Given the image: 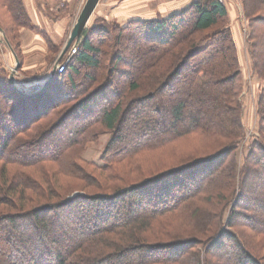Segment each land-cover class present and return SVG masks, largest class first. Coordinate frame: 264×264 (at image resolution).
Wrapping results in <instances>:
<instances>
[{
  "label": "trees",
  "instance_id": "1",
  "mask_svg": "<svg viewBox=\"0 0 264 264\" xmlns=\"http://www.w3.org/2000/svg\"><path fill=\"white\" fill-rule=\"evenodd\" d=\"M0 9L9 22L0 16V27L15 46L22 28L33 29L24 2L0 0ZM228 15L221 0H194L167 18L94 27L43 93L25 95L0 69V264H263L251 248L263 241L264 207L240 212L231 201L250 203L247 182L235 189L228 164L244 128L237 45L228 26L219 28ZM84 68L95 74L84 75ZM100 70L107 74L99 79ZM166 87L168 101L147 109L146 119L134 118L132 111L159 102ZM134 93L144 96L125 108ZM258 106L264 131V88ZM167 116L168 127L154 124ZM102 133L110 138L101 163H88L91 173L77 165V152ZM217 134L231 142L153 175L135 163L144 151L193 135H207L208 143ZM253 151L264 168L263 139ZM61 175L74 183H63ZM63 193L72 194L59 200ZM51 213L67 219L63 239L50 229ZM161 220L166 225L159 230ZM241 225L250 232L246 240L233 230ZM157 230L163 236L152 238Z\"/></svg>",
  "mask_w": 264,
  "mask_h": 264
},
{
  "label": "rangeland",
  "instance_id": "2",
  "mask_svg": "<svg viewBox=\"0 0 264 264\" xmlns=\"http://www.w3.org/2000/svg\"><path fill=\"white\" fill-rule=\"evenodd\" d=\"M221 2L226 6L228 10V17L225 21H223L219 28L228 26L233 34L237 45L238 50V61H239V69L241 71V76L239 79V96L240 101L242 103L243 111L241 117L243 119V127L239 130V139L238 146L235 150H233L231 157L229 159H233L229 164V172L230 169L235 171L234 178H232L233 184H236L235 189H238L239 184L241 183V180L247 182V185L245 186L246 190V196L248 199H250V203L247 204L245 199H237V197H232L231 201L232 203L238 202L239 205V211L240 212H246L245 209L247 208V205H252L254 207H264V168L260 165H256L257 156L259 154H256L255 151H253V143L255 140L263 139L264 140V131L260 128V118H259V106H258V99L259 94L261 92V89L264 88V20L261 21L262 18H264V5L263 0H221ZM5 11H2L0 9V16L3 20L4 24L6 26H9V22L6 19V16L4 15ZM108 25V24H104ZM218 28V27H217ZM252 35L251 39L249 37ZM68 52L64 55L67 56ZM255 59V60H254ZM107 62V58L106 61ZM254 64H257L256 66ZM163 67V66H162ZM160 66V69L162 68ZM257 67V68H256ZM84 75L92 76L95 74V70L91 68H84ZM97 72V71H96ZM107 72L105 70H100L98 72L99 79L102 78V76H105ZM118 76V74H117ZM117 78V77H116ZM122 79L125 78V76L121 77ZM147 80L139 81L142 89L144 90V84ZM123 80V85L120 84L119 86H122L123 89L126 88V85ZM177 82V80H176ZM149 83V80H148ZM174 88H179L180 83H175L174 81ZM141 90V91H143ZM172 90V89H171ZM149 92V91H148ZM169 92V88H165L164 92L158 95L157 100L159 102H153L150 103V106L148 102H146V105L143 106V108H139L138 111H132L131 114L135 116L134 118H139V120L146 119V111L150 108H154V106L159 104L160 102L165 103L168 101L167 99V93ZM144 96L143 93H134L133 95H130L129 98L126 99L125 108L131 103L133 100H135L138 97ZM165 104H163L164 106ZM124 108V109H125ZM166 110H169V105H165ZM149 120V119H147ZM154 124L158 128H163L165 126H169L171 121L170 117H163L158 120L153 121ZM47 123V121H45ZM72 126V124H71ZM96 128L101 127L98 125ZM105 129H101L103 132ZM99 131V132H101ZM110 136L108 134H101L98 140L90 141L88 142L84 148H82L79 152H77V157L80 159L78 161L77 165H79L81 168H85L86 170L93 173V168L88 165V163H95L100 164L101 163V156L107 146L108 140ZM207 135L206 136H199V135H193L190 137H186L184 139L179 140L176 142V144L171 145L169 147L160 148L153 151H144L143 153H140L136 156L135 163H139L142 166V171L144 175L150 176L155 173H158L162 170L169 169L173 166L179 165L180 161H182V158H195L199 156H205L210 153H213L214 151L227 146L230 140L222 141L220 137H211L213 139L209 140L207 142ZM204 143H206V147H204ZM252 151V152H251ZM76 153V152H75ZM24 158V157H23ZM68 161H71L70 158H68ZM66 164V163H65ZM52 168L57 172L59 170L57 165H50ZM245 166H249L250 171L248 172L247 176L244 175L242 172L243 168ZM248 168V167H247ZM231 173V172H230ZM56 175L53 174V176L47 177L50 181L54 180V177ZM62 176V175H61ZM57 176L58 179L62 180L63 183H74L68 178H64ZM244 176V177H243ZM34 181L36 182H42L41 180H37V176L34 177ZM238 184V185H237ZM48 190V189H47ZM77 190V189H76ZM49 191V190H48ZM81 191H75L72 193H79ZM70 193V194H72ZM31 196H36V194L39 195V191H31L29 192ZM65 194L59 198L61 200L64 195H70ZM229 196V195H227ZM241 200V201H240ZM244 200V202H243ZM231 203V205H232ZM220 207H218L219 211ZM229 208L225 216H229L230 213ZM249 211L250 209L247 208ZM90 211V210H89ZM88 211V212H89ZM6 213H16L15 211H8ZM259 213L257 211L255 213H252L251 217L254 218V216H258ZM49 224L50 229L52 230V233L55 237H58V239H63L64 236L67 235L64 229L61 230V227H64L63 225L66 223L67 219H58L56 216L53 215V213L50 214L49 217ZM166 221L161 220L159 221L158 227L160 228L164 227L166 225ZM178 221H176V226L178 227ZM244 224V222H242ZM181 229V227H178ZM157 230L155 233H153L152 238L162 237L163 235H158L160 232ZM234 232H244L245 239L242 238V240H246V236L249 235L250 232L247 231V229L243 228V226H236L234 229ZM262 240V242L258 243V247L251 248L253 249V252H255L264 264V234L263 236H260L258 240ZM63 246V245H62ZM2 247L10 252V249L6 247V245H2ZM217 262V261H216ZM212 264H215L214 262ZM216 264H219L218 262Z\"/></svg>",
  "mask_w": 264,
  "mask_h": 264
},
{
  "label": "crops",
  "instance_id": "3",
  "mask_svg": "<svg viewBox=\"0 0 264 264\" xmlns=\"http://www.w3.org/2000/svg\"><path fill=\"white\" fill-rule=\"evenodd\" d=\"M194 0H100L87 29L104 24L125 26L131 21L167 18L188 7ZM33 29L22 28L12 46L21 63L16 86L31 92L44 85L66 45L87 0H23ZM83 36V37H84ZM48 40L60 52H50ZM16 59L0 34V69L12 72Z\"/></svg>",
  "mask_w": 264,
  "mask_h": 264
},
{
  "label": "water",
  "instance_id": "4",
  "mask_svg": "<svg viewBox=\"0 0 264 264\" xmlns=\"http://www.w3.org/2000/svg\"><path fill=\"white\" fill-rule=\"evenodd\" d=\"M100 0H87L76 24L74 25V28L70 34V37L66 43V45L64 46L54 68L52 71V74L50 76V78L48 79V81L41 86H37L35 89H33L31 92H25V95H30L35 91H41V93H43L48 86L53 82L54 77L57 73V66L58 64L61 62L62 58L64 57V55L69 51V49L72 47V45L74 44L75 41L81 39L84 36V33L87 29V25L93 15V13L95 12L98 4H99ZM0 34L2 35V37L4 38V41L8 44V46L10 47L12 53L14 54V57L16 59V65L14 67V69L12 70V72H10V81L13 85H16V78H17V73L19 72V69L21 68V63L20 60L18 58V55L16 54V52L14 51L12 45L10 44V42L8 41L6 34L4 32V30L0 27ZM22 91V90H21Z\"/></svg>",
  "mask_w": 264,
  "mask_h": 264
},
{
  "label": "built area",
  "instance_id": "5",
  "mask_svg": "<svg viewBox=\"0 0 264 264\" xmlns=\"http://www.w3.org/2000/svg\"><path fill=\"white\" fill-rule=\"evenodd\" d=\"M82 41H83V37L75 41L72 47L69 49L67 56L62 58L61 62L57 66L58 74H63L66 72L67 67L71 63L72 58L78 54Z\"/></svg>",
  "mask_w": 264,
  "mask_h": 264
}]
</instances>
